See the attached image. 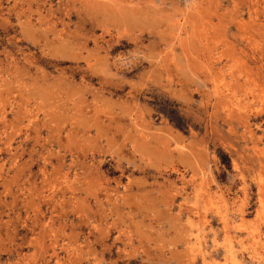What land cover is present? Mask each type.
Here are the masks:
<instances>
[{"label":"rangeland","instance_id":"374dc122","mask_svg":"<svg viewBox=\"0 0 264 264\" xmlns=\"http://www.w3.org/2000/svg\"><path fill=\"white\" fill-rule=\"evenodd\" d=\"M0 264H264V0H0Z\"/></svg>","mask_w":264,"mask_h":264},{"label":"trees","instance_id":"16d2710c","mask_svg":"<svg viewBox=\"0 0 264 264\" xmlns=\"http://www.w3.org/2000/svg\"><path fill=\"white\" fill-rule=\"evenodd\" d=\"M171 122L173 123V125H174L175 127L180 128V127H178V125H176L172 120H171Z\"/></svg>","mask_w":264,"mask_h":264},{"label":"built area","instance_id":"2783aa9c","mask_svg":"<svg viewBox=\"0 0 264 264\" xmlns=\"http://www.w3.org/2000/svg\"><path fill=\"white\" fill-rule=\"evenodd\" d=\"M182 2H186L187 0H181Z\"/></svg>","mask_w":264,"mask_h":264},{"label":"bare ground","instance_id":"6f19581e","mask_svg":"<svg viewBox=\"0 0 264 264\" xmlns=\"http://www.w3.org/2000/svg\"><path fill=\"white\" fill-rule=\"evenodd\" d=\"M188 1V0H187Z\"/></svg>","mask_w":264,"mask_h":264}]
</instances>
